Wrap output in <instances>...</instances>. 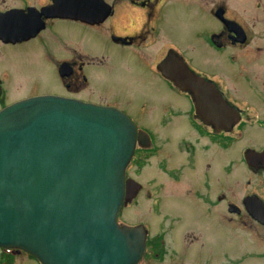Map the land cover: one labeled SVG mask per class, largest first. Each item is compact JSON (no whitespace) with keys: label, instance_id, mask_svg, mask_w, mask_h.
Returning a JSON list of instances; mask_svg holds the SVG:
<instances>
[{"label":"flooded vegetation","instance_id":"1","mask_svg":"<svg viewBox=\"0 0 264 264\" xmlns=\"http://www.w3.org/2000/svg\"><path fill=\"white\" fill-rule=\"evenodd\" d=\"M169 55L200 80L195 90L163 74ZM205 85L219 98L203 99ZM40 96L133 123L125 207L154 205L157 228L128 225L146 233L139 264H224L230 244L242 260L264 255V0H0V110ZM0 264L41 263L0 247Z\"/></svg>","mask_w":264,"mask_h":264},{"label":"water","instance_id":"2","mask_svg":"<svg viewBox=\"0 0 264 264\" xmlns=\"http://www.w3.org/2000/svg\"><path fill=\"white\" fill-rule=\"evenodd\" d=\"M160 68L184 90L200 83L175 55ZM204 87L203 99L219 98ZM135 132L117 109L56 96L0 110V247L41 264H137L145 231L117 222L135 186L125 180Z\"/></svg>","mask_w":264,"mask_h":264},{"label":"rangeland","instance_id":"3","mask_svg":"<svg viewBox=\"0 0 264 264\" xmlns=\"http://www.w3.org/2000/svg\"><path fill=\"white\" fill-rule=\"evenodd\" d=\"M184 31H185V27L179 24L177 41L178 43H180L179 45L181 48L179 49L181 51L185 50V48L183 47V44L185 43L184 40L185 37L183 36ZM132 171L130 174L133 173ZM138 176L139 175L136 176L137 177L136 179L137 180L139 179L141 182H143L144 180L146 181L148 178H150L151 172H144L140 175V177ZM151 209H154V205L147 202H143L142 200H138L135 203L130 204V206L128 205L127 207L123 208L118 216V220L120 224H126V225H133L140 222V220H144L147 222V225L149 226L150 233L153 234L156 232L157 228L155 225L154 214L153 213L149 214L150 212H152ZM190 220L191 218L189 217L188 214H186L185 222H189ZM231 245L232 244L228 246L226 245L228 258L226 260V263L224 264H264V255L259 253V255L257 256L255 255L253 257L250 256L247 257V259L242 260L243 256L240 253L241 250L231 247ZM250 245L251 244L249 243L246 244L247 247H250ZM191 254H193V251L186 252L185 258L188 262L194 261V260L191 261L188 260ZM236 255L239 257V259H237ZM141 264H181V262L180 259H178L177 257L169 258V256H165V259L161 261L159 260V258L149 256L145 258Z\"/></svg>","mask_w":264,"mask_h":264}]
</instances>
